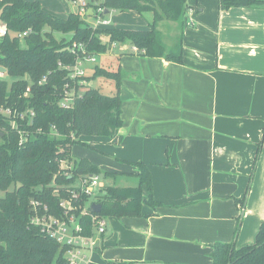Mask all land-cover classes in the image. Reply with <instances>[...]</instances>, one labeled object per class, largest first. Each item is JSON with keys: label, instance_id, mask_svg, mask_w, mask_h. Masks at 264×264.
<instances>
[{"label": "crops", "instance_id": "1", "mask_svg": "<svg viewBox=\"0 0 264 264\" xmlns=\"http://www.w3.org/2000/svg\"><path fill=\"white\" fill-rule=\"evenodd\" d=\"M186 4L182 26H157L162 38L170 29L166 49L180 36L181 63L128 45L108 50L122 72V126L110 137L116 174L137 179L127 162L144 163L160 205L106 218L85 264H211L215 244L251 245L264 222V5ZM142 17L149 28L153 13Z\"/></svg>", "mask_w": 264, "mask_h": 264}, {"label": "trees", "instance_id": "2", "mask_svg": "<svg viewBox=\"0 0 264 264\" xmlns=\"http://www.w3.org/2000/svg\"><path fill=\"white\" fill-rule=\"evenodd\" d=\"M186 1L100 0L98 6H89L94 12L98 8H103L104 12H152L149 29L136 30L93 28L88 19L78 13L61 18L45 11L37 1L0 0V22L7 30L0 37V66L13 79L9 83L0 80V105L34 112L31 124L20 126L26 135L22 143H19L18 131L0 114V191L4 192L0 198V264H66V248L30 223L33 212L29 202L37 200L51 215L59 217L62 213L59 197L66 196L65 187L79 176L99 175V170L86 159L72 160V146L82 136L111 137L122 126L119 95L122 72L116 63L112 70L95 65L92 73L83 77L87 83L99 77L112 80L113 95L85 86L71 108L59 106L67 81L62 66L74 63L79 53L76 46L82 45L88 54L99 56L113 44L128 45L135 48L138 55L164 57L181 63L180 36L176 54H172L166 49L157 26L162 21L178 22L182 26L188 9ZM219 3L222 10H228L264 5V0H219ZM26 30L30 33L23 38L24 47H21L17 35ZM55 34L69 35V39H57ZM71 161V175H64L69 170L63 169L61 162ZM127 163L137 170V185L106 188L97 202L101 205L98 216L141 217L144 205L150 208L160 205L153 199L148 167L142 162ZM57 188L59 193L55 194ZM80 223L85 235L93 233L88 217L80 218ZM211 259V264H264V222L253 244L240 248L233 244H215Z\"/></svg>", "mask_w": 264, "mask_h": 264}, {"label": "built area", "instance_id": "3", "mask_svg": "<svg viewBox=\"0 0 264 264\" xmlns=\"http://www.w3.org/2000/svg\"><path fill=\"white\" fill-rule=\"evenodd\" d=\"M100 0H72V3L78 7V15L81 17H89L88 10L90 5H99ZM103 8H98L95 12L92 11V18L94 24L93 28L100 26H108L109 21L103 19ZM6 27L0 26V37L6 34ZM30 33V30H26L23 33L18 34V38L23 40L25 36ZM115 44L112 45L114 47ZM119 50L125 51L126 46L118 45ZM79 53H76L75 61L72 65H64L62 68L66 71V83L64 84L62 96L59 100V106L63 109H69L73 106L75 100L79 98L81 92L88 83L83 79L87 76L85 73L86 63H93L96 59L93 55L86 52L82 45L76 46ZM131 49L136 51L135 48ZM72 49L71 51L74 52ZM6 73L0 72V80L5 79ZM7 75V74H6ZM44 81V80H43ZM76 87L79 89L77 90ZM29 88H27L28 92ZM27 94V93H26ZM25 94V95H26ZM0 114L7 118L11 123V127L18 131L20 140L22 143L26 139L24 131L20 129L21 125L31 124L34 112L31 109L18 111L16 108L5 107L0 105ZM19 123V124H18ZM61 167L66 170L64 175H71L70 170L73 169V163L61 162ZM77 186H67L65 197H59V207L62 213L59 217L53 216L49 213L48 208L45 205H41L37 200L31 199L29 206L33 212L30 223L39 227L40 231L46 236L54 239L56 243L66 248L64 258L66 264H85V253L89 250H93L96 247V239L94 233L98 235L105 234L107 230L106 218L100 217L97 214L91 213L88 205V200L94 195L99 185V176L93 174H86L79 176ZM60 188V187H59ZM59 188L54 190L55 194L59 193ZM100 191V197L103 193ZM97 203V202H93ZM88 217L93 226V233L91 235L84 234V226L80 223V218Z\"/></svg>", "mask_w": 264, "mask_h": 264}, {"label": "rangeland", "instance_id": "4", "mask_svg": "<svg viewBox=\"0 0 264 264\" xmlns=\"http://www.w3.org/2000/svg\"><path fill=\"white\" fill-rule=\"evenodd\" d=\"M30 1H37L42 4V6L46 9L48 13H55V15H61V17L69 14L71 8L68 7L67 1L65 0H30ZM50 11V12H49ZM116 11V12H115ZM131 11L129 12H120L114 10L110 12L105 18L110 20V24L106 27L107 29H138L133 27L141 26V29L145 27V20L141 16H138L140 22L138 24L130 23V16ZM60 17V16H59ZM104 17V16H103ZM88 17L85 18L87 20ZM88 23L93 25V20H88ZM178 23V22H177ZM2 23L0 22V25ZM179 24V23H178ZM149 29V28H145ZM170 29L164 30V37L163 41H167L169 43L170 40ZM178 33L175 34L174 40L172 42V47L167 49L170 50V53L176 54L177 46H178ZM57 39H61L64 37L65 40L69 39V35H60L55 34ZM106 40V39H105ZM21 47H24V41L21 40ZM95 61L93 63H86L85 73L86 75H90L94 66L103 67L107 70H112L115 68L116 58L111 57L108 51L99 56H94ZM8 83L13 80L9 76L5 74L4 76ZM92 88L98 89L102 94L105 95H113L114 94V82L112 80H108L102 77L96 78L95 80H91L90 82ZM91 87L89 84L87 85ZM78 142L74 144L71 148L70 155L75 160H82L86 159L89 161L97 170H99V185L98 189L95 190L94 195L89 198L88 205L93 202H98L101 200L100 198V191L105 190L108 187H135L137 185V179L131 177H124L117 175L116 171V158L113 154L114 144L110 140V137H102V136H82L79 137ZM1 142V140H0ZM78 179L70 184V186H77ZM103 194V193H102ZM4 196V192L0 191V198ZM248 208L250 209L251 206L249 204ZM247 208V210H248ZM246 211V209L244 210ZM255 235V230H254Z\"/></svg>", "mask_w": 264, "mask_h": 264}, {"label": "water", "instance_id": "5", "mask_svg": "<svg viewBox=\"0 0 264 264\" xmlns=\"http://www.w3.org/2000/svg\"><path fill=\"white\" fill-rule=\"evenodd\" d=\"M107 13H108V11L104 12V14H107ZM88 16H92V9L91 8L88 10ZM0 72L6 73L7 71H6V69L4 67L0 66ZM1 137H2V133H0V138ZM89 210H90L91 213L98 214L100 212V210H101V205L97 204V203H92L90 205Z\"/></svg>", "mask_w": 264, "mask_h": 264}]
</instances>
